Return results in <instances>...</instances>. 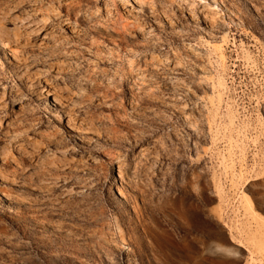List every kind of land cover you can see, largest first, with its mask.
I'll return each mask as SVG.
<instances>
[{
  "label": "rangeland",
  "instance_id": "374dc122",
  "mask_svg": "<svg viewBox=\"0 0 264 264\" xmlns=\"http://www.w3.org/2000/svg\"><path fill=\"white\" fill-rule=\"evenodd\" d=\"M0 42V264H264V0H0Z\"/></svg>",
  "mask_w": 264,
  "mask_h": 264
},
{
  "label": "bare ground",
  "instance_id": "6f19581e",
  "mask_svg": "<svg viewBox=\"0 0 264 264\" xmlns=\"http://www.w3.org/2000/svg\"><path fill=\"white\" fill-rule=\"evenodd\" d=\"M52 101H53L54 104L60 105V100L57 97H53ZM66 126H67L68 130H70L73 133H83V132H85V131H83L81 129V127L75 125L74 123H68Z\"/></svg>",
  "mask_w": 264,
  "mask_h": 264
}]
</instances>
